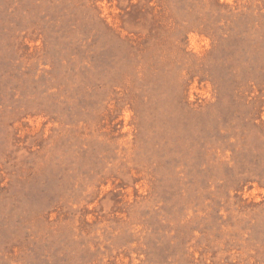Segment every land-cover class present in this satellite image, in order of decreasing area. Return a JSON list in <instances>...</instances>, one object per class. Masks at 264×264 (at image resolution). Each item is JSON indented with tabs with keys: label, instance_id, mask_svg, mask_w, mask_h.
<instances>
[{
	"label": "rangeland",
	"instance_id": "374dc122",
	"mask_svg": "<svg viewBox=\"0 0 264 264\" xmlns=\"http://www.w3.org/2000/svg\"><path fill=\"white\" fill-rule=\"evenodd\" d=\"M0 264H264V0H0Z\"/></svg>",
	"mask_w": 264,
	"mask_h": 264
}]
</instances>
